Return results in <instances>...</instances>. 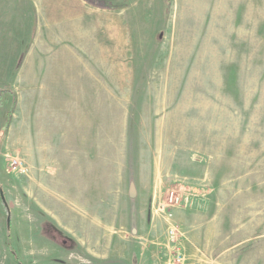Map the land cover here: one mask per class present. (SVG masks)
Listing matches in <instances>:
<instances>
[{
  "label": "rangeland",
  "instance_id": "rangeland-1",
  "mask_svg": "<svg viewBox=\"0 0 264 264\" xmlns=\"http://www.w3.org/2000/svg\"><path fill=\"white\" fill-rule=\"evenodd\" d=\"M0 264H264V0H0Z\"/></svg>",
  "mask_w": 264,
  "mask_h": 264
},
{
  "label": "crops",
  "instance_id": "crops-1",
  "mask_svg": "<svg viewBox=\"0 0 264 264\" xmlns=\"http://www.w3.org/2000/svg\"><path fill=\"white\" fill-rule=\"evenodd\" d=\"M34 24V23H33ZM32 35V32H31ZM45 74L47 75V80H42L40 81V83L36 82L31 83V91L34 93L33 94V101H37L39 98V94H37V92H41L40 95L42 93H47L48 91H53V90H61L64 91V86L54 83V79H53V72L50 70H47L45 72ZM66 81L68 83L69 81V75L67 74L66 77ZM32 82V81H31ZM67 90H69V84H67L66 86ZM47 98V95H45ZM40 106V105H39ZM68 111V110H67ZM38 112V111H37ZM41 115H43V112H40ZM39 119V120H38ZM42 118H36L35 121V125L38 129V131H36V133L34 134V136L32 137L35 140L34 143V147L32 146V159H33V163L34 165H39V166H45V165H49V164H56V165H60L62 167V163H63V170L67 169L65 168L66 164H70L71 163V169H75V171H78V175L77 176H73L72 177V182L71 185L72 186H77L79 187V183L74 184L75 181H81V169L80 167H78V169L76 170V164L73 165L72 167V162H74V160L72 161V159L77 158L76 155L69 153V151L67 153H65L63 150L61 151V158L58 160H55V156L53 155L52 158L50 157V155H48V150L50 146H53V142L50 143L49 141L52 140H80L81 139V127L80 125H78V123L75 125L76 127H73L72 130H70L69 126H67V128L64 127V125L61 126V128H59L61 131H55L54 132V128L51 126L49 128L45 127V123L48 125L49 121L42 122L41 120ZM34 122V121H33ZM60 124L63 123H67L69 124V120L67 121H63V122H59ZM80 124V123H79ZM43 141H46L45 143ZM48 141V142H47ZM61 146L63 145V143L60 144ZM67 146L70 149V143H67ZM73 148V146L71 147ZM62 149V148H61ZM79 159V158H78ZM62 160V161H61ZM76 161V159H75ZM79 165V164H78ZM70 167V166H69Z\"/></svg>",
  "mask_w": 264,
  "mask_h": 264
},
{
  "label": "built area",
  "instance_id": "built-area-1",
  "mask_svg": "<svg viewBox=\"0 0 264 264\" xmlns=\"http://www.w3.org/2000/svg\"><path fill=\"white\" fill-rule=\"evenodd\" d=\"M10 167L12 171H18V172H24L25 168L23 167L22 163L17 159H12L10 162ZM172 199V196H171ZM169 236L172 238L175 236V230L174 228H170L168 230Z\"/></svg>",
  "mask_w": 264,
  "mask_h": 264
},
{
  "label": "trees",
  "instance_id": "trees-1",
  "mask_svg": "<svg viewBox=\"0 0 264 264\" xmlns=\"http://www.w3.org/2000/svg\"><path fill=\"white\" fill-rule=\"evenodd\" d=\"M23 55H24V54H23ZM23 55H21V57H20L19 64H20L21 60L23 59ZM7 90H9V89H7ZM9 92H11V93H12V91H11V90H9ZM13 98H14V99H13L12 108H14V105L16 104V98H15V96H14Z\"/></svg>",
  "mask_w": 264,
  "mask_h": 264
}]
</instances>
